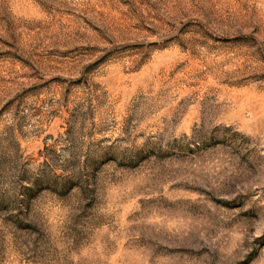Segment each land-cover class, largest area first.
<instances>
[{"label":"rangeland","instance_id":"rangeland-1","mask_svg":"<svg viewBox=\"0 0 264 264\" xmlns=\"http://www.w3.org/2000/svg\"><path fill=\"white\" fill-rule=\"evenodd\" d=\"M0 264H264V0H0Z\"/></svg>","mask_w":264,"mask_h":264}]
</instances>
